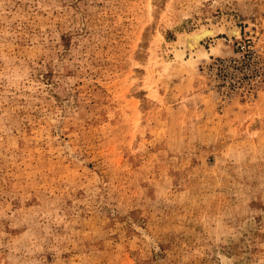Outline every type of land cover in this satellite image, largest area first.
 <instances>
[{"label": "rangeland", "instance_id": "obj_1", "mask_svg": "<svg viewBox=\"0 0 264 264\" xmlns=\"http://www.w3.org/2000/svg\"><path fill=\"white\" fill-rule=\"evenodd\" d=\"M0 264H264V0H0Z\"/></svg>", "mask_w": 264, "mask_h": 264}, {"label": "bare ground", "instance_id": "obj_2", "mask_svg": "<svg viewBox=\"0 0 264 264\" xmlns=\"http://www.w3.org/2000/svg\"><path fill=\"white\" fill-rule=\"evenodd\" d=\"M228 29L227 30L230 35L237 36L236 34L239 32L237 28L230 27ZM216 32H219L216 28L200 26L195 31L178 35L177 43L172 47L174 52L173 54L176 55V59L178 60L188 58L186 63L188 61L192 63L195 61V58L208 57L209 53L203 47L202 42L205 39L214 36ZM186 63L184 62L183 64Z\"/></svg>", "mask_w": 264, "mask_h": 264}]
</instances>
